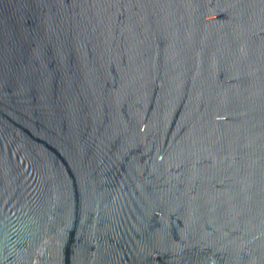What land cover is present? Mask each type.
<instances>
[{
  "label": "water",
  "instance_id": "obj_1",
  "mask_svg": "<svg viewBox=\"0 0 264 264\" xmlns=\"http://www.w3.org/2000/svg\"><path fill=\"white\" fill-rule=\"evenodd\" d=\"M0 264H264V0H0Z\"/></svg>",
  "mask_w": 264,
  "mask_h": 264
},
{
  "label": "flooded vegetation",
  "instance_id": "obj_2",
  "mask_svg": "<svg viewBox=\"0 0 264 264\" xmlns=\"http://www.w3.org/2000/svg\"><path fill=\"white\" fill-rule=\"evenodd\" d=\"M215 215H218V212H217V210H216V212L214 213Z\"/></svg>",
  "mask_w": 264,
  "mask_h": 264
}]
</instances>
